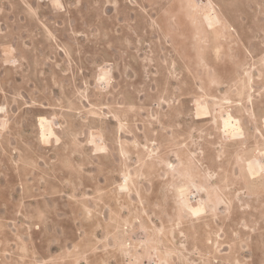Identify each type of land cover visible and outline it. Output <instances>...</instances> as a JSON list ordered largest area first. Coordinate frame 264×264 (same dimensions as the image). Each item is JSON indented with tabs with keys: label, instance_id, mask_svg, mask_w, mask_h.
<instances>
[{
	"label": "rangeland",
	"instance_id": "374dc122",
	"mask_svg": "<svg viewBox=\"0 0 264 264\" xmlns=\"http://www.w3.org/2000/svg\"><path fill=\"white\" fill-rule=\"evenodd\" d=\"M0 264H264V0H0Z\"/></svg>",
	"mask_w": 264,
	"mask_h": 264
}]
</instances>
